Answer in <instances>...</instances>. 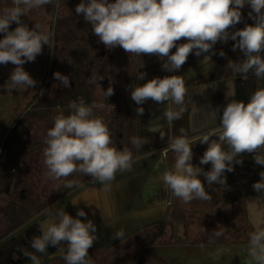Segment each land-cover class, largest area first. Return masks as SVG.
<instances>
[{
	"label": "clouds",
	"instance_id": "1",
	"mask_svg": "<svg viewBox=\"0 0 264 264\" xmlns=\"http://www.w3.org/2000/svg\"><path fill=\"white\" fill-rule=\"evenodd\" d=\"M52 3L53 0H11L10 4L3 0L0 3V33L4 34L0 38V64L15 66L8 78V91L18 86L32 88L36 85L37 81L23 65L34 62L42 53L43 45H49V35L39 31L38 24L29 28L21 17ZM245 5L251 8L248 16L254 23H245L243 28L230 31L241 22V9ZM75 12L91 24L94 35L106 48L119 46L137 56L156 55L162 61L161 67L171 73L145 80L146 73L139 72L137 79L144 82L131 87L130 93L138 116L144 112L142 105L151 100L166 105L163 115L167 122L181 119L187 111L188 89L177 70L192 53L196 56L215 54L217 42L227 43L231 39L234 41L232 50L239 49L243 53L242 59H228L227 67L233 72L245 79L249 72L258 80L264 78V56L261 55L264 52V0H80ZM13 22L16 27L9 30ZM182 39L184 42L178 43ZM218 54L226 55L222 49ZM204 59L211 61V56L205 55ZM54 78L63 87H71L67 75L57 71ZM93 80L95 82V78ZM104 94L106 97L114 94L111 83ZM102 107L86 105L80 97L78 103L69 104L67 115L61 112L54 117L43 150L44 164L51 178L58 180L80 172L100 182L107 192L116 173L131 168L132 151L127 147L118 150L106 122L93 113L94 108ZM179 133L169 144L175 153L174 165L164 171L160 179L185 203L194 199L211 200L200 175L205 177L209 187L215 183L227 188L224 173L234 171V163L242 164L238 158L241 154L252 153L255 163L264 166V154L258 153L264 148V85L256 87L247 103L230 99L223 107L219 127L201 134L199 142L207 144V148L200 157V164L210 163V170L192 164L193 142L183 127ZM161 139H164L163 134ZM130 142L139 149L147 140L133 136ZM259 175L261 179L252 187L264 195V171ZM73 186V181L64 184L65 188ZM85 216L82 208L77 209L75 217L64 208L59 209L54 217L50 215L38 225L39 235L29 241L34 251L22 253L33 264H41L37 253H46L52 246L60 251L66 264H92L89 249L97 239V227L91 219L86 222L80 219ZM112 235L122 239L124 228L116 229ZM247 254V264H264V223L256 224L249 233Z\"/></svg>",
	"mask_w": 264,
	"mask_h": 264
},
{
	"label": "rangeland",
	"instance_id": "2",
	"mask_svg": "<svg viewBox=\"0 0 264 264\" xmlns=\"http://www.w3.org/2000/svg\"><path fill=\"white\" fill-rule=\"evenodd\" d=\"M7 2L10 4L11 0H7ZM0 3H3V0H0ZM78 3H80V0H53L52 4L37 8V12L33 11L31 18L28 17V14L32 10L26 16L21 17L29 28L34 26L30 24L34 19L35 21H41L39 31L49 35V45H43L42 53L37 55L34 62H26L23 65L24 69L37 81L34 87L18 86L17 89L8 91V78L15 66L11 63L0 64V198L6 202L5 205L0 207V219L4 218L3 222L0 223L2 234L11 229L13 224L14 226L21 224L37 210L69 191L71 188L64 187L67 181H73L75 186L80 183L78 180L80 177H84V179L90 177L76 172L67 178L57 180L48 175L43 157V150L46 147L44 141L47 130L53 125L54 117L61 112L66 115L65 107L59 103L60 99L75 92L80 94L81 97L88 93V105H103L102 108H94L93 113L101 116L106 122L115 146L127 145L130 147L132 145L130 142L131 137L135 136V123L141 122L142 118H153V111L163 112V104H157L149 100L142 105L144 108L143 114L138 116L135 112L137 105L130 95L131 87L144 82L137 79L139 72L146 73L145 80L154 76L163 77L171 74L161 67L162 61L155 60L157 59L156 56H137L126 53L121 47L117 46L111 50L109 49L113 54L112 65L114 64V70L109 72L111 62L109 64L103 59H96L94 57L96 49L82 41L74 42L71 40L66 42L63 40V33L68 29L67 26L69 27L71 24L68 22L63 23V18L64 16H70V21H73L74 19L71 18L74 15L73 9ZM43 7H46L45 12L42 11ZM9 30H13V25H10ZM3 35V33H0V38ZM99 46L105 48L100 41ZM183 66L177 71L183 75L185 85L196 84L198 79L199 82L207 80L206 74L209 75V69L205 70L204 74L199 72L189 76ZM57 71L68 76L71 87H63L60 81L54 78V72ZM105 75L110 76L105 77ZM93 78H95V82ZM107 80L111 82L114 89V94L109 97L104 94L107 90ZM41 89H43V94H41ZM199 95L196 96L199 98ZM191 96L193 97L194 94H188L186 101H190ZM197 128H201V125H198ZM120 136L123 137L120 139ZM163 136H166V133ZM147 138L153 139L152 137ZM136 150L138 152L137 148ZM139 150V154L143 153L142 147ZM14 178L16 180L15 193L10 197L13 200H19L21 188H25V197L22 200L24 206L17 205L20 212L16 211L11 221L8 220L9 214H7L9 213L7 203L10 197L3 188L9 186ZM90 183L69 197V199L72 197L70 200L74 207V217L77 209L82 208L84 212L87 211L88 215L80 217L85 222L88 219L93 220L98 207L92 190L91 194L89 193ZM96 227L103 228L104 224H96ZM21 232L24 231H20L12 239L10 238L0 245V255L8 254L11 251L8 246H13V241L21 237ZM139 233L141 234V232ZM112 234L111 232L108 233L105 238L102 235L94 241L93 246L89 249L92 264H136L137 262H133L136 250L131 247L133 246L132 243H129L131 237H123L122 240L125 239L129 242L127 245L124 243L127 247L122 252V250H119L123 247L120 244L122 240L114 238ZM140 234H137L132 240L138 241ZM193 237V239L198 240L197 246H194V253L200 256V238L199 236ZM235 243L230 241L227 245L237 248L233 246ZM246 244L241 242L239 248H237L238 252L236 250L235 253L237 258L240 259L238 261L240 264H247L249 260L248 245ZM227 245H223L218 252L211 254L210 262L212 257L217 258L218 256L219 258L210 264H238L237 259L232 257L231 252H224ZM55 250V247L49 246L46 253H37V255H40L41 264H66L63 257L60 258L62 261H49L50 257L60 254L59 250ZM223 255L225 258H223ZM141 256L143 258V253H141ZM139 258L141 257L139 256ZM191 260L195 261L196 259L191 257ZM24 264H33V262L28 259ZM142 264H152L151 259L149 257L144 259ZM190 264L205 263H200L197 260Z\"/></svg>",
	"mask_w": 264,
	"mask_h": 264
},
{
	"label": "crops",
	"instance_id": "3",
	"mask_svg": "<svg viewBox=\"0 0 264 264\" xmlns=\"http://www.w3.org/2000/svg\"><path fill=\"white\" fill-rule=\"evenodd\" d=\"M33 11L37 12V8L28 14L29 18H31ZM42 11L45 12L46 7H43ZM250 11V6L245 5L241 9L243 17L241 22L230 31L243 28L245 23H254L248 16ZM73 13L78 18H83V15L77 14L75 9H73ZM74 15L71 18L74 19ZM73 21H70V16H64L62 22L72 23ZM40 22L34 19L30 24L40 26ZM11 25H13V29L16 27L14 22ZM65 26L67 25L65 24ZM233 43L234 41L231 39L227 43L217 42L214 45L215 54L201 53L203 58H201L200 63L197 61L194 66L190 67L191 69L187 73L189 76L199 72L204 74L203 72L207 69H209V75L206 74L207 80L205 81L199 82L198 79L196 84L186 85L188 94H194V96H191L190 101H186L187 111L181 119L171 123L167 122L163 115L166 105L163 104V112L160 110L158 113L153 111V118H142L141 122L135 123V136L139 137L141 135L153 138H148V142L142 146L143 153L139 154L140 150L138 149L137 152L133 145H130V147L118 145L116 146L117 149L129 148L134 158L170 143L171 138L180 134L179 129L181 127L187 131L188 136H192L207 131L208 127L219 126V118L222 115L223 107L229 101L226 94L233 91L234 81H241V85L248 86V91L251 93V83L255 77L249 72L247 74L248 78L245 79L241 74L235 73L227 67L228 59L236 61L243 58V53L239 49L235 52L232 50ZM221 49L226 54L224 57L218 54ZM192 55L194 56H192L193 60H198L194 53ZM205 55H210L211 61L205 60ZM261 55L264 56V52ZM202 63L205 65L201 66ZM255 79L257 86H259L261 84L260 80ZM231 81L232 85L228 83ZM246 92L245 89L240 92V96H237L238 92L235 91V99L247 103L249 94ZM197 94H200L199 98L196 96ZM198 125H201V128H196ZM165 133L166 136L161 139V135ZM126 136L124 137L126 138ZM122 137L120 136V139ZM199 138L200 136L192 139V164L207 171L210 170L211 164H200V157L207 148V144L200 143ZM224 148L228 150L226 144ZM258 153L264 154V148L259 149ZM238 158L243 161L242 164L234 163V171L224 173L227 188L215 183L209 187L205 177L200 175L199 178L204 183L211 200L194 199L189 203H185L175 197L172 190L163 184L160 177L164 171L174 165L175 153L171 149L144 157L132 163L130 169L118 171L107 192L103 190V185L100 182H91L89 193L91 194L92 190L98 205L97 213L92 221L94 224H104L103 228L97 227V237L103 235L102 237L105 238L108 233H113L116 229L123 227L125 238L131 237V242L125 241V239L122 240V238L120 244L123 247L118 249L123 252V249L127 247L124 243L126 245L128 242L132 243L133 246L131 247L136 250L133 262H137V264H141L148 257L151 259L152 264H190L197 260L200 263L210 264L219 258L218 256L217 258L212 257L210 262L211 254L218 252L223 245L226 246L230 241L236 242L233 246L237 248H239L241 242L248 245L249 233L254 230V226L258 223H264V195L257 193L252 187L254 182L261 179L259 173L264 171V166L255 163L252 153H243ZM78 180L82 182L85 179L80 177ZM70 199H65L43 217L40 222L34 223L33 226L38 227L50 215L54 217V214L62 208L73 216L74 207ZM5 203V200L2 201L0 198V207ZM109 209L111 212L108 211ZM85 213L88 215L87 211ZM217 231L221 234L216 235ZM137 234H140V239L133 241L132 238ZM193 236H199L200 238L199 245L203 253L201 255L199 250L200 256L194 253V246H197L198 240L193 239ZM237 248L227 245L224 252H231L232 257L237 259V263L240 264L238 262L240 259L235 254ZM141 253H143V258ZM164 254H167V257ZM191 257L196 260L192 261ZM223 258H225L224 255Z\"/></svg>",
	"mask_w": 264,
	"mask_h": 264
},
{
	"label": "flooded vegetation",
	"instance_id": "4",
	"mask_svg": "<svg viewBox=\"0 0 264 264\" xmlns=\"http://www.w3.org/2000/svg\"><path fill=\"white\" fill-rule=\"evenodd\" d=\"M76 17V18H75ZM74 19L75 21H73V23H71L69 25V27L67 26V30L63 33V40H65L66 42H69V41H74V42H84L85 44H88L89 46L93 47L94 49H96V53H95V58L98 59V60H105V62H111L110 64V67H109V72L114 70V64L112 65V62H113V54H111L110 50L108 48H102L101 46H99V38H98V41H97V36L94 35L93 31H92V26L90 23H87V21L83 20V18H78L77 15L74 16ZM88 24V25H87ZM93 39L95 40L93 42ZM184 40L182 39L181 41H178V43H183ZM99 46V47H98ZM172 51L174 52L175 51V48L172 49ZM99 52V53H98ZM98 54V55H97ZM141 56H150V55H147V54H142ZM153 56V55H151ZM156 56V55H154ZM193 55L190 54L187 58V62L184 64V69L187 70L186 74L188 73V71L191 69L190 67L194 66L197 61L198 63H200V60H202L201 58H203V55L201 54L200 56H196L198 58V60H193ZM157 59L155 60H158V61H161L158 56H156ZM141 58V57H140ZM143 59V58H142ZM91 63H92V60H91ZM204 63H202L201 66H204L203 65ZM216 66V63L214 64ZM187 68V69H186ZM107 73V72H105ZM104 73V74H105ZM110 75H105V77H109ZM108 82V80H107ZM235 87L233 88V91H237L238 93L236 94L237 96H240V92H241V81L239 80H235ZM111 82H108L107 83V88L109 86ZM229 84L232 85V81L231 82H228ZM112 85V84H111ZM113 87V86H112ZM228 92L226 95H227V99L230 100V99H233L235 98V96L233 97L232 96V92ZM135 122H136V116H135ZM216 127L215 125L212 126V127H208L207 130H209L210 128H214ZM197 128V126H196ZM135 133H136V130H135ZM200 133V132H199ZM139 137L141 138H145L146 140H148V138L146 136H140ZM148 142V141H147ZM15 185H16V180L15 178L13 179V181L11 182V184H9V186H4L3 190L6 191V193L9 195H13L15 193ZM76 186V185H75ZM73 186V187H75ZM9 187V188H8ZM72 187V188H73ZM19 195H20V199L19 200H13L11 197L8 199V205H9V209H8V212L7 214L8 215V220H11L12 221V216L16 213V211L20 212V210L17 208V205H20V206H24V204L22 203V200H24V197H25V188H21L20 189V192H19ZM63 195V194H62ZM71 196V195H70ZM69 196V197H70ZM68 197V198H69ZM19 201V202H18ZM62 203V202H61ZM60 203V204H61ZM48 204H46L45 206H47ZM59 205V204H58ZM57 205V206H58ZM45 206H43L42 208H40L39 210H37L34 214H36L37 212H39L41 209H43ZM55 208V207H54ZM53 208V209H54ZM18 209V210H16ZM52 209V210H53ZM51 211V210H50ZM50 211L44 213L43 215H41L39 218L35 219L34 221L28 223L27 225H25L24 227H22L21 229H19L16 233H14L13 235L9 236L8 238H6L5 240H3L2 242H0V245L5 242L6 240L8 239H12L13 236H15L17 233H19L20 231H24V232H21V237H19L18 239L14 240L13 241V246H8L9 248H11V251L7 254H1L0 255V264H24L26 260H28L29 258L26 257L22 251H28V252H32L33 249H31V245L29 243V241L31 240V238L34 236V235H39L38 233V227H34L33 224L36 223V222H40V220L45 217ZM33 214V215H34ZM33 215H30L28 218H26L24 220V222H22L21 224L19 225H15L14 224L12 225L11 229L7 230L6 232H4L2 234H0V239L5 237L6 235H8L10 232H12L13 230H15L16 228H18L19 226H21L22 224H24L27 220H29ZM4 220V218L0 219V223H2ZM31 225V226H30ZM1 226V225H0ZM28 227V228H26ZM25 228V229H24ZM19 235V234H18ZM56 250H58L57 248H55ZM55 250V251H56ZM5 252V251H4ZM90 253V252H89ZM166 255L167 257V254H164ZM63 255L60 253V254H56L55 256L53 257H50L49 261H53V260H60V258H62ZM89 258H91V256L89 255ZM48 261V260H47ZM46 261V262H47ZM62 261V260H60ZM58 261V262H60ZM43 264V263H42ZM46 264V263H44ZM137 264V263H136ZM142 264V263H141Z\"/></svg>",
	"mask_w": 264,
	"mask_h": 264
},
{
	"label": "water",
	"instance_id": "5",
	"mask_svg": "<svg viewBox=\"0 0 264 264\" xmlns=\"http://www.w3.org/2000/svg\"><path fill=\"white\" fill-rule=\"evenodd\" d=\"M256 77H254L253 81H252V88H251V93H249L250 91H248V86H242L241 85V91H244L246 89V93L249 94V99H250V96L251 94L255 91L256 87H257V83H256ZM243 83H245V81H243ZM260 83L261 85H264V78H262L260 80ZM245 94V93H243ZM216 127H219V126H216ZM215 128V127H214ZM208 131V130H207ZM205 131V132H207ZM204 133L201 132V133H197V134H194L192 136H189V138L194 139L196 137H199L201 136V134ZM169 144H164L158 148H155L153 150H150L142 155H138L136 157L133 158L132 160V163L144 158V157H148V156H151V155H154V154H157V153H161L163 151H166L169 148ZM93 178L92 177H89L85 180H83L82 182H80L79 184H77L75 187L71 188L69 191L65 192L63 195L59 196L57 199H55L54 201H52L51 203H49L47 206H45L43 209H41L39 212H37L36 214H34L29 220H27L24 224H22L21 226H19L18 228H16L15 230H13L12 232H10L8 235H6L5 237L1 238L0 239V242H2L3 240H5L6 238H8L9 236L13 235L14 233H16L19 229H21L22 227H24L25 225H27L28 223L34 221L35 219L39 218L41 215H43L44 213L52 210L54 207H56L58 204H60L61 202H63L65 199H67L70 195H72L74 192H76L77 190H79L80 188H82L84 185L90 183V182H93Z\"/></svg>",
	"mask_w": 264,
	"mask_h": 264
},
{
	"label": "trees",
	"instance_id": "6",
	"mask_svg": "<svg viewBox=\"0 0 264 264\" xmlns=\"http://www.w3.org/2000/svg\"><path fill=\"white\" fill-rule=\"evenodd\" d=\"M88 96H89L88 93H87V95H86V94H85V95H82V97H83L84 102H85L86 105H88V100H89V99H88ZM80 97H81V95L78 94L77 92H75V93H72V94L68 95L67 97H65V98L59 100V103H60L63 107H65L64 109H65V111H66V115L70 112L69 104H70L71 102H73V101H75V102L78 103Z\"/></svg>",
	"mask_w": 264,
	"mask_h": 264
},
{
	"label": "built area",
	"instance_id": "7",
	"mask_svg": "<svg viewBox=\"0 0 264 264\" xmlns=\"http://www.w3.org/2000/svg\"><path fill=\"white\" fill-rule=\"evenodd\" d=\"M163 152H165V151H163Z\"/></svg>",
	"mask_w": 264,
	"mask_h": 264
}]
</instances>
